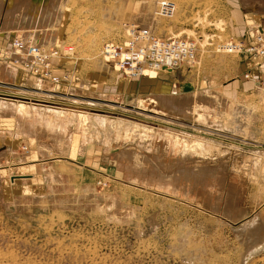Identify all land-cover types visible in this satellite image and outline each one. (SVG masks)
Instances as JSON below:
<instances>
[{"label":"rangeland","instance_id":"rangeland-1","mask_svg":"<svg viewBox=\"0 0 264 264\" xmlns=\"http://www.w3.org/2000/svg\"><path fill=\"white\" fill-rule=\"evenodd\" d=\"M0 3V264H264V73L218 50L264 32V0ZM131 28L194 40L195 64L126 79L99 51ZM16 37L58 50L59 84Z\"/></svg>","mask_w":264,"mask_h":264},{"label":"built area","instance_id":"built-area-1","mask_svg":"<svg viewBox=\"0 0 264 264\" xmlns=\"http://www.w3.org/2000/svg\"><path fill=\"white\" fill-rule=\"evenodd\" d=\"M161 16H169L174 4L156 2ZM254 42H230L218 46V50L230 55L264 57V32H252ZM12 59L25 70H33L43 82L57 85L60 78L51 72V62L59 57L58 50H44L27 40L15 38L11 44ZM72 52V49H67ZM198 56V45L194 40L182 38H159L149 28H131L120 41L102 44L99 57L102 62L120 72L126 79L133 80L148 73L173 72L183 65L193 66ZM247 78V76H246Z\"/></svg>","mask_w":264,"mask_h":264},{"label":"bare ground","instance_id":"bare-ground-1","mask_svg":"<svg viewBox=\"0 0 264 264\" xmlns=\"http://www.w3.org/2000/svg\"><path fill=\"white\" fill-rule=\"evenodd\" d=\"M2 1V0H1ZM1 4V3H0ZM40 14V13H39ZM41 15V14H40ZM28 19H27V22H23L22 24L23 25H27L26 23H29L30 22V20L31 19H34V18H30V20H29V17H27ZM42 18H44V17H42ZM37 21V23H38V21L40 20V16L38 17V16H36V18L34 19V21ZM33 21V22H34ZM35 21V22H36ZM42 21H44V20H42ZM46 21V20H45ZM7 24V23H6ZM22 24H21V27H22ZM31 23H29V25H30ZM28 25V26H29ZM31 25H35V23L34 24H31ZM30 25V26H31ZM38 25L40 26V24L38 23ZM42 25V24H41ZM19 26V25H18ZM43 26V25H42ZM46 26V25H45ZM33 27H35V26H33ZM38 27V26H37ZM17 29V28H16ZM33 29V28H32ZM5 73H6V75L7 76H9V78H11L12 79V76H13V73L10 75L9 73L7 74V71H5ZM153 78V77H152ZM10 80V79H9ZM10 86V85H9ZM0 88H2V89H0V91L2 92H7V93H10V94H8V95H11V93H13V94H15V90H12L11 88H9L8 86H6V87H0ZM154 100H156L157 101V103L159 104V105H161V106H163V107H165L166 109H169V110H172V111H174V112H177L178 113V111H181V109L179 108V107H177L175 104H174V102H173V99L171 98V97H156V99H154ZM175 101V100H174ZM64 102V101H63ZM2 109H6L7 111H9V112H11L10 114H17V118H19L20 117V119H22V120H26L27 122H28V120L30 119V116H29V114H28V109H27V107L25 106V105H22V104H19V105H16L15 104V102L14 101H12V100H6V101H3L2 102ZM69 107V106H68ZM72 109V108H71ZM16 118V119H17ZM166 149V148H165Z\"/></svg>","mask_w":264,"mask_h":264},{"label":"crops","instance_id":"crops-1","mask_svg":"<svg viewBox=\"0 0 264 264\" xmlns=\"http://www.w3.org/2000/svg\"><path fill=\"white\" fill-rule=\"evenodd\" d=\"M34 2H35V0H33ZM48 1V0H47ZM46 3V2H45ZM37 5H39V4H37ZM36 10H38L37 8H36ZM35 10V11H36ZM40 10V9H39ZM38 10V11H39ZM34 11V12H35ZM43 11V10H42ZM30 14L31 13H33V12H29ZM28 13V14H29ZM27 14V15H28ZM25 15V14H24ZM25 17V16H24ZM24 17H22V19L20 20V23H19V25H21L23 22V19H24ZM24 24V23H23ZM22 24V26H26V25H23ZM28 27H31V26H28ZM247 43L248 44H252L253 42L251 41V39H247ZM243 56V60L245 61V62H249V63H252L253 64V66H252V68H253V71L252 72H254L255 74H259V72H260V74L261 75H263V73H264V57H257V56H249V55H242ZM14 73H15V70H14ZM20 73V72H19ZM21 74V77H23V78H25V79H28V82L30 81V78L32 77V76H30V75H24L23 73H20ZM20 74H19V77H20ZM164 74H168L169 76L170 75H173L174 74V71L173 72H168V73H166V72H164ZM260 75V76H261ZM249 77L250 75L249 74H246L245 75V77ZM258 78H260L259 77V75H258ZM31 79H33V78H31ZM34 79H36V78H34ZM248 79V78H247ZM36 80H38V82L40 83V86H44V85H46V86H51L50 84H48V83H45V82H43L42 80H40V79H36ZM138 80V79H137Z\"/></svg>","mask_w":264,"mask_h":264}]
</instances>
